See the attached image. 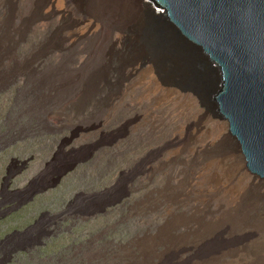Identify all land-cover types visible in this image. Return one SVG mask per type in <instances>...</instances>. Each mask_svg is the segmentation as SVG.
<instances>
[{"label": "rangeland", "instance_id": "374dc122", "mask_svg": "<svg viewBox=\"0 0 264 264\" xmlns=\"http://www.w3.org/2000/svg\"><path fill=\"white\" fill-rule=\"evenodd\" d=\"M38 1L41 14L36 20L29 13L30 0L0 1V95H5L0 96V139L10 143L17 135L44 131L45 135H52L47 132L58 126L83 127L87 130L84 135H95L105 122L109 124L110 136L99 143H110L112 148L118 135H125V148L119 153L127 161H133L132 154L136 153V159L140 160L135 161V166L134 161L130 162L133 168L127 167L126 172L107 170V164L103 163L106 161L98 155L88 165L89 181L107 180L106 185L110 186L108 191L103 190L105 196L93 199L94 210L97 203L101 206L107 200L110 215H93L94 220L89 223L88 228L93 229L92 253L83 249L89 258L83 255L82 259V251L70 259L74 248L70 252L65 248L73 244V237L66 236L58 243V250L55 247L53 251L51 246L47 249L52 251L44 252L43 258L35 261L20 254L23 259L18 264L219 263L210 258V251L206 255L200 250L202 244H206L205 249L219 244L210 241V234L204 242L200 241L196 233L201 225H216L225 213L235 210L238 201L243 200L244 191L260 193L264 198V185L248 173L241 151L236 158H200L203 152L230 135L228 123L207 110L206 99L182 91L177 85L162 83L151 70L152 64L144 63L145 60L132 62L135 55L129 52V36L133 35L122 29L121 20H117L118 26L110 27L112 24L108 26V22L93 15L80 17L74 10L67 15L57 7V0ZM148 2L142 0L137 15L147 32L159 23L154 20ZM7 21L15 28L11 42L7 40L10 33ZM20 28L24 29L22 35ZM110 63H116L115 68L107 70L106 75L103 73L102 78L97 76L96 87L101 96L97 106L90 112H65L66 107L73 108L72 101L84 92L86 71L105 68ZM175 69L180 70L178 66ZM164 74L190 80L173 68L166 69ZM38 119L42 120V127L35 126ZM84 154L81 157L87 158ZM84 169L68 178L81 177ZM122 176L126 182L135 177L140 179L142 197L156 188L161 190L131 212L113 213V202L127 191L126 185H119ZM181 214L189 217L180 220L177 216ZM82 226H85L83 222H77V244L84 241L80 239ZM232 230L227 224L211 232L228 244ZM236 236L239 241H247L256 234L246 226ZM40 238L41 234L35 236ZM62 243L66 246H60ZM6 250L0 252V264H17L16 260L9 263L12 250ZM231 258L227 254L221 259Z\"/></svg>", "mask_w": 264, "mask_h": 264}, {"label": "bare ground", "instance_id": "6f19581e", "mask_svg": "<svg viewBox=\"0 0 264 264\" xmlns=\"http://www.w3.org/2000/svg\"><path fill=\"white\" fill-rule=\"evenodd\" d=\"M30 3L29 13L33 15L32 20H36L41 14L37 7L39 1L30 0ZM141 5L142 0H57V7L63 9L67 15L72 14V10L80 17L93 15L100 21L108 22V26L112 24L110 27L118 26L117 20H121L122 29L126 28L134 37L129 36V52L135 55L131 59L132 62L145 60L144 63L152 64L151 70L157 74L162 83L177 85L179 88L188 87V84L176 76H165L163 62H167V66L173 68L177 73L186 75L190 72V69H193L195 61L175 56L166 58L164 54L155 55L152 53L149 44L150 39L147 38L150 31L147 32L145 24L138 21L137 15ZM26 20L29 22L28 19ZM7 25L10 29L7 40L11 42L14 41L11 38H13L15 28L10 21H7ZM24 29H19L20 35L23 34ZM116 63H110L105 68L99 67L96 70L86 71L87 77L84 82L86 88L84 92L72 101V109L66 107L64 111L73 110L75 114L82 111H92L101 101V96L96 87L97 76L100 75L101 78L105 76L107 70L110 71L115 68ZM176 66L180 70L175 69ZM41 71L44 72V70ZM209 105L210 107L207 110L213 114L215 109L211 103ZM5 108H7L6 105ZM35 124L36 127H38L37 124L41 127L43 125L40 119L36 120ZM83 132H87L83 127L58 126L54 131L47 132L52 133V135H45V131L34 135H17V138L10 143L0 139V145H2L0 146V252L7 249L5 246L10 247L12 257L9 263H14L15 260L17 264L20 263L23 259L20 254L32 259L31 261L43 258L44 252L52 251L47 248L52 246L51 249L54 251L58 243H61L66 236L73 237V244L65 248L69 252L74 248L75 253L70 259L76 258L78 256L77 252H82L83 249L91 252L93 229L92 227L89 229L88 226L94 220L93 215L97 217L102 213V217L110 215L108 209L110 206L107 200L102 201L101 206L97 203V209L94 210L93 199L103 195L104 191H108L110 186L106 185L107 180L97 183L89 181L86 176L88 165L94 156L98 155L99 158L101 156L106 161V163H103L107 164V170L119 169L126 172L127 167L133 168L130 162L134 161L133 165L135 166L140 159L137 160L139 157L136 159V153H133L134 157L131 158L133 161H127L124 154L119 153L120 150L125 148V135H118L115 143L112 144V148L110 143L109 145L99 143L100 140L107 139L110 136L109 124L105 122L98 127L95 135H84ZM53 133L57 135H53ZM2 136L8 138L10 135ZM86 151L87 155L84 154ZM239 151L237 143L228 134L223 140L215 143L208 152H203L200 158L206 159L208 156H220L222 159H229L232 156L236 158ZM82 154L87 158L81 157ZM79 156L81 158H78ZM81 168H86V171H82L84 173L80 174L81 177L68 178L69 175L73 174L74 176L78 173ZM127 170L129 171V169ZM105 178L107 179L108 175ZM142 184L138 177L126 182L122 176L119 185H126L127 191L113 202L115 206L113 213H123L127 210L131 212L129 210L136 209L143 201L146 202L161 190L156 188L146 194L145 197H142ZM155 184L157 185V183ZM259 194L244 191L241 194L243 200L242 202L238 201L235 210L225 213L218 223L216 222V225H201L202 228L196 233L200 241L204 242L206 236L210 234V241L214 240L219 243L206 249L204 247L206 244H202L200 250L203 254L207 255L210 251V258L213 257L212 259L216 263L219 262L217 264H260L264 260V198ZM184 215L181 214L177 217L180 220L189 217ZM90 216L92 218H89ZM190 219L192 220L194 217ZM77 222L85 224V226H82L84 232L80 233V239L84 241L79 242V244H77L78 238L75 237ZM227 224L231 225L233 229L228 247V244L222 243L217 234L211 232L216 228L218 230L222 229ZM246 226H250L256 236L247 241L237 240L236 233H239L240 229ZM38 234H41L40 240L35 239ZM88 235L89 238H87ZM60 246H66V244H60ZM58 249L59 247L56 250ZM86 251L81 254L82 259L83 255H86L85 259L90 257ZM227 254L232 257V260L221 259ZM62 262L64 263V261ZM42 263L44 262L42 261Z\"/></svg>", "mask_w": 264, "mask_h": 264}, {"label": "water", "instance_id": "95a60500", "mask_svg": "<svg viewBox=\"0 0 264 264\" xmlns=\"http://www.w3.org/2000/svg\"><path fill=\"white\" fill-rule=\"evenodd\" d=\"M148 6L159 22L148 29L150 50L195 61L188 87L180 89L212 104L248 173L264 185V0H150Z\"/></svg>", "mask_w": 264, "mask_h": 264}]
</instances>
